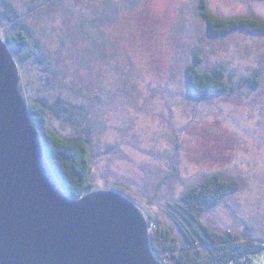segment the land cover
I'll return each mask as SVG.
<instances>
[{"label": "rangeland", "instance_id": "rangeland-1", "mask_svg": "<svg viewBox=\"0 0 264 264\" xmlns=\"http://www.w3.org/2000/svg\"><path fill=\"white\" fill-rule=\"evenodd\" d=\"M206 1L219 16L264 17V0ZM11 9L30 31L33 52L22 66L28 99L42 93L47 69L62 81L42 93L50 126L78 134L50 106L58 95L87 109L88 135L79 131L90 139L97 189L128 188L149 224L158 223L150 225L158 238L172 224L169 203L220 173L240 187L205 220L264 240V35H209L199 0H0V21ZM196 52L203 68L224 66L234 89L193 95L187 68Z\"/></svg>", "mask_w": 264, "mask_h": 264}, {"label": "water", "instance_id": "water-1", "mask_svg": "<svg viewBox=\"0 0 264 264\" xmlns=\"http://www.w3.org/2000/svg\"><path fill=\"white\" fill-rule=\"evenodd\" d=\"M0 37V264H163L143 210L99 189L80 198L57 180Z\"/></svg>", "mask_w": 264, "mask_h": 264}, {"label": "trees", "instance_id": "trees-1", "mask_svg": "<svg viewBox=\"0 0 264 264\" xmlns=\"http://www.w3.org/2000/svg\"><path fill=\"white\" fill-rule=\"evenodd\" d=\"M199 12L211 36H225L236 31L264 35V17L258 13L227 18L215 14L206 0H199ZM11 13L4 12L6 15L0 21V31L19 63L23 81L20 85L21 92L27 100L31 118L39 128L41 141L54 174L63 189L73 198L99 190L91 180L90 139L79 131L82 129L88 135L90 118L87 109L85 110L83 103H74L65 98V95H58L59 98L50 106L65 113V118L73 124L78 134L69 137L52 128L48 114V97L44 94L46 91L50 92L47 84L58 88L57 82L62 81L56 82L52 77L58 76L51 74L46 68L47 77H43V80L40 78L42 87L39 86L37 90L44 94L39 93L35 99H28L22 66L26 65L33 52L27 50L31 44L30 31L24 17L17 10L13 9ZM38 60L41 65L44 63L41 57ZM202 61L201 54L196 52L195 61L187 68L188 88L193 95L202 99L234 89L224 66L208 70L202 67ZM45 66L49 69L48 65ZM35 82L37 87L38 83ZM239 187L240 182L237 179H228L220 173H213L185 190L179 199L170 202L167 212L172 224L158 229V238L151 237L153 249L162 263L264 264V240L243 236L231 229L219 231L205 220L209 209L219 205ZM110 190H117L137 201L126 187L116 185ZM150 225L159 226L153 220H150Z\"/></svg>", "mask_w": 264, "mask_h": 264}]
</instances>
